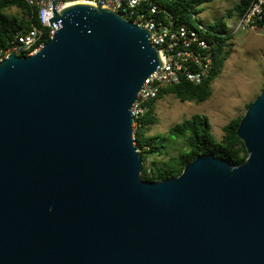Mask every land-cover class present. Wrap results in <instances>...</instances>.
<instances>
[{
    "label": "water",
    "instance_id": "95a60500",
    "mask_svg": "<svg viewBox=\"0 0 264 264\" xmlns=\"http://www.w3.org/2000/svg\"><path fill=\"white\" fill-rule=\"evenodd\" d=\"M32 56L0 61V264H264V89L239 165L141 178L133 104L163 68L151 32L74 2Z\"/></svg>",
    "mask_w": 264,
    "mask_h": 264
},
{
    "label": "trees",
    "instance_id": "16d2710c",
    "mask_svg": "<svg viewBox=\"0 0 264 264\" xmlns=\"http://www.w3.org/2000/svg\"><path fill=\"white\" fill-rule=\"evenodd\" d=\"M212 1L149 0L148 4L156 7L160 17L165 16L178 25H190V20L201 12L202 6ZM251 1L239 0L232 11H227L226 16L237 19L247 9ZM12 10H16L19 15L11 13ZM33 27L40 28V25L36 17V9L30 6L27 0H0V56L15 43L19 33ZM202 35L214 44L212 50L213 67L209 76L198 85L182 79L178 84L161 90L155 99L147 103V111L139 119V126L133 136L135 147L139 150L142 158L141 178L145 181L159 182L177 177L183 168L199 155L211 154L235 166L247 158L245 147L236 136V130L242 116L232 119L223 127L224 135L218 142L212 140L211 125L208 118L203 115H193L190 119L170 127L168 138L146 136L151 127L157 123L155 117L156 103L165 96L171 95L181 102H194L196 104L204 103L212 96L211 85L230 57V42L233 35L222 21L216 27L206 26ZM47 41L48 38L45 39V42ZM251 103L246 106V109ZM169 139V146L161 142V140L167 141ZM178 142H181L180 148L176 149V153L172 155L170 151ZM160 156L162 159L158 160L157 157ZM149 158H152V161L147 166Z\"/></svg>",
    "mask_w": 264,
    "mask_h": 264
},
{
    "label": "built area",
    "instance_id": "2783aa9c",
    "mask_svg": "<svg viewBox=\"0 0 264 264\" xmlns=\"http://www.w3.org/2000/svg\"><path fill=\"white\" fill-rule=\"evenodd\" d=\"M36 9L40 28L25 30L17 36L15 43L0 56L2 61L13 54L32 56L53 36L49 20L53 18L51 0H27ZM55 11L78 0H55ZM97 6L99 0H80ZM149 0H101V6L121 14L124 19L137 27H146L152 34L150 44L158 49L163 68H159L144 82L131 111L133 135L139 126V119L147 111V103L155 99L165 88L178 84L182 79L198 85L206 79L213 67V42L205 38V29H196L188 24H175L165 16L160 17L156 7ZM258 27L264 29V0H252L247 9L231 22L232 33ZM134 139V136H133ZM135 145V143H134ZM137 149V148H136ZM139 153V150L137 149Z\"/></svg>",
    "mask_w": 264,
    "mask_h": 264
},
{
    "label": "rangeland",
    "instance_id": "374dc122",
    "mask_svg": "<svg viewBox=\"0 0 264 264\" xmlns=\"http://www.w3.org/2000/svg\"><path fill=\"white\" fill-rule=\"evenodd\" d=\"M238 1L213 0L202 6L201 12L190 20V25L196 29H206V26L216 27L222 21L231 32L230 24L236 18H228L226 13L232 11ZM78 2L81 1L78 0ZM11 13L19 15L16 10H12ZM232 35L230 57L211 85L210 99L196 104L181 102L171 95L165 96L156 103L157 123L151 127L146 136L168 138L170 127L190 119L193 115H203L208 118L211 125L212 140L218 142L224 135L223 127L232 119H237L245 113L246 106L259 96L263 88L264 29L251 27L239 30ZM161 142L169 146L170 139L161 140ZM180 145L181 142H178L170 153L174 155ZM157 159L161 160L162 157ZM151 161L152 158H149L146 165L148 166Z\"/></svg>",
    "mask_w": 264,
    "mask_h": 264
}]
</instances>
